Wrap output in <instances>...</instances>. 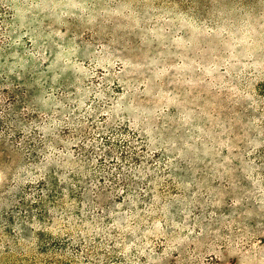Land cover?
Wrapping results in <instances>:
<instances>
[{
  "label": "rangeland",
  "instance_id": "rangeland-1",
  "mask_svg": "<svg viewBox=\"0 0 264 264\" xmlns=\"http://www.w3.org/2000/svg\"><path fill=\"white\" fill-rule=\"evenodd\" d=\"M0 264H264V0H0Z\"/></svg>",
  "mask_w": 264,
  "mask_h": 264
}]
</instances>
